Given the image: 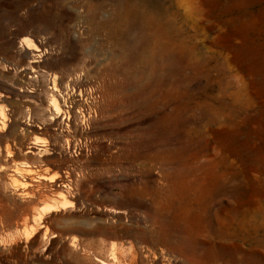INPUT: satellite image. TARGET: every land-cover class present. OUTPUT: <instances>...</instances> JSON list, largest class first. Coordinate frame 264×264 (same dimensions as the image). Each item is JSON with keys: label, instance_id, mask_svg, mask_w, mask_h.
Here are the masks:
<instances>
[{"label": "rangeland", "instance_id": "374dc122", "mask_svg": "<svg viewBox=\"0 0 264 264\" xmlns=\"http://www.w3.org/2000/svg\"><path fill=\"white\" fill-rule=\"evenodd\" d=\"M0 97L2 260L264 264V0H0Z\"/></svg>", "mask_w": 264, "mask_h": 264}, {"label": "bare ground", "instance_id": "6f19581e", "mask_svg": "<svg viewBox=\"0 0 264 264\" xmlns=\"http://www.w3.org/2000/svg\"><path fill=\"white\" fill-rule=\"evenodd\" d=\"M26 48L27 49H30L29 47H27L26 46ZM37 49V48H36ZM57 78V77H56ZM59 79V78H58ZM56 80V79H55ZM54 80V81H55ZM57 81V80H56ZM51 82H52V80H51ZM87 82V81H86ZM93 83V82H92ZM55 85V84H54ZM57 85V84H56ZM58 86V85H57ZM91 90V89H90ZM73 91H75V90H72V92ZM69 92V91H68ZM85 92V91H84ZM87 92V91H86ZM89 92V91H88ZM90 93V92H89ZM70 94V93H69ZM75 94V93H74ZM80 94V93H79ZM71 95V94H70ZM69 95V96H70ZM77 95V94H76ZM86 95H88V93L86 94ZM92 95V94H91ZM74 96V95H73ZM85 96V95H84ZM76 97V96H75ZM79 97V96H78ZM86 98H87V96H85ZM1 98V97H0ZM66 100V99H65ZM73 100V99H72ZM95 100V99H94ZM94 100H92V101H94ZM95 102V101H94ZM78 103H80V102H78ZM56 105V104H55ZM66 105V104H65ZM76 105H78V104H76ZM93 105V104H92ZM61 107L62 106H60V109H61ZM66 109V108H65ZM68 110V109H67ZM59 112V111H58ZM64 112V111H63ZM65 114V113H64ZM65 117V116H64ZM4 121H6L5 119H4V115L2 116L1 114H0V129H2V128H4V126H5V123L6 122H4ZM28 148H29V146H28ZM37 154V153H36ZM40 200H41V198H40ZM42 200H43V202L45 203V206L43 207V209L45 210V212L47 211V210H49L50 209V207H51V205H49V204H47L46 203V201L48 200V197L47 196H43L42 197ZM49 202V201H48ZM62 202V204H63V200L61 201ZM53 203V202H52ZM52 208V207H51ZM36 209V208H35ZM34 209V210H35ZM33 210V211H34ZM41 210V209H40ZM43 211V210H42ZM44 212V211H43ZM42 212V213H43ZM48 212V211H47ZM40 213V212H39ZM39 213H38V215H39ZM32 215V214H31ZM37 215V216H38ZM42 218V217H41ZM36 227V226H35ZM37 228V227H36ZM26 229V228H25ZM38 229V228H37ZM27 230V229H26ZM34 230V229H33ZM39 230V229H38ZM35 231V230H34ZM29 233V232H28ZM34 234V233H33ZM27 235V234H26ZM30 235V234H29ZM0 264H9V263H7L6 261H4V260H2L1 258H0Z\"/></svg>", "mask_w": 264, "mask_h": 264}]
</instances>
